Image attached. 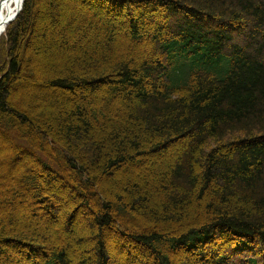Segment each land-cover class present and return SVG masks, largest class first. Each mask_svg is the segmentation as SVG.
Returning a JSON list of instances; mask_svg holds the SVG:
<instances>
[{
    "label": "trees",
    "instance_id": "1",
    "mask_svg": "<svg viewBox=\"0 0 264 264\" xmlns=\"http://www.w3.org/2000/svg\"><path fill=\"white\" fill-rule=\"evenodd\" d=\"M0 264H264V0H24Z\"/></svg>",
    "mask_w": 264,
    "mask_h": 264
},
{
    "label": "bare ground",
    "instance_id": "2",
    "mask_svg": "<svg viewBox=\"0 0 264 264\" xmlns=\"http://www.w3.org/2000/svg\"><path fill=\"white\" fill-rule=\"evenodd\" d=\"M23 0H0V38L10 23L9 21L19 11Z\"/></svg>",
    "mask_w": 264,
    "mask_h": 264
},
{
    "label": "rangeland",
    "instance_id": "3",
    "mask_svg": "<svg viewBox=\"0 0 264 264\" xmlns=\"http://www.w3.org/2000/svg\"><path fill=\"white\" fill-rule=\"evenodd\" d=\"M63 197L65 198V194L63 195ZM70 200V199H69ZM65 199L63 200V202H62V209L63 208H65V206H64V203H65ZM76 222H78L79 224H80V226H83V225H85L87 222H88V218H87V216L85 215V213L84 212H82V211H79L78 212V215H77V218H76ZM79 231H81V233H80V235L82 234H84L83 232H82V229H79ZM115 242V241H114ZM141 255V254H140ZM142 257L144 256L143 254L141 255ZM144 258V257H143Z\"/></svg>",
    "mask_w": 264,
    "mask_h": 264
},
{
    "label": "water",
    "instance_id": "4",
    "mask_svg": "<svg viewBox=\"0 0 264 264\" xmlns=\"http://www.w3.org/2000/svg\"><path fill=\"white\" fill-rule=\"evenodd\" d=\"M23 4H24V0H23V2H22V5H21V7H20V9H19V11L16 13V15L9 21V22H12L18 15H19V13L21 12V10H22V8H23Z\"/></svg>",
    "mask_w": 264,
    "mask_h": 264
}]
</instances>
